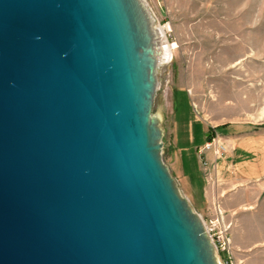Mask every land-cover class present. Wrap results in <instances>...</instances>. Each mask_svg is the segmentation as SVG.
Listing matches in <instances>:
<instances>
[{
  "label": "water",
  "instance_id": "1",
  "mask_svg": "<svg viewBox=\"0 0 264 264\" xmlns=\"http://www.w3.org/2000/svg\"><path fill=\"white\" fill-rule=\"evenodd\" d=\"M134 3L0 0V264H217L159 159Z\"/></svg>",
  "mask_w": 264,
  "mask_h": 264
},
{
  "label": "rangeland",
  "instance_id": "2",
  "mask_svg": "<svg viewBox=\"0 0 264 264\" xmlns=\"http://www.w3.org/2000/svg\"><path fill=\"white\" fill-rule=\"evenodd\" d=\"M143 2L153 17L146 29L152 54L164 40L149 111L160 162L200 216L182 192L181 165L188 158L180 151L182 139L187 133L197 148L207 137L219 141L225 150L218 158L192 150L215 199L214 217L200 216L204 229L217 264H264V0ZM240 145L260 161V180L238 188L249 195H240L232 212L220 211L224 198L217 190L232 188V170L223 168L217 182L216 165L220 170V161H229L231 148ZM235 246L244 249L235 252Z\"/></svg>",
  "mask_w": 264,
  "mask_h": 264
},
{
  "label": "crops",
  "instance_id": "3",
  "mask_svg": "<svg viewBox=\"0 0 264 264\" xmlns=\"http://www.w3.org/2000/svg\"><path fill=\"white\" fill-rule=\"evenodd\" d=\"M184 135L186 137L182 139V147L180 148V151L183 153L185 152L186 155H188V158L187 163L184 165L182 163L181 165L182 175L180 176V179L185 185V188L182 190V192L191 203L192 208L198 211L200 216L205 215L208 220H211L215 215V199L212 196L210 187L208 186V178H204L201 174L196 155H194L195 152L194 154L192 153V150L196 149L199 146V143H193L190 141L189 135L187 133H184ZM245 151L246 149L241 147V145L239 147H232L229 154V161H227V159L220 161V170H217L216 165V172L214 176L217 182H219L221 178L220 171L223 168L232 170V178L230 180L233 184L232 188L228 189L227 193H225L224 188L217 190L218 199L222 198V196L224 198V202L217 205L220 211L224 208L225 210L232 212L240 203V195H249V191H238V188L244 186L249 187V185L260 180V161H256L251 156H248L250 153ZM232 248H234V246ZM237 249L242 250L244 248L235 246L234 251L237 252ZM258 262H260V260H258Z\"/></svg>",
  "mask_w": 264,
  "mask_h": 264
},
{
  "label": "bare ground",
  "instance_id": "4",
  "mask_svg": "<svg viewBox=\"0 0 264 264\" xmlns=\"http://www.w3.org/2000/svg\"><path fill=\"white\" fill-rule=\"evenodd\" d=\"M135 2H136V4L134 3V6L136 7L135 14L137 13V15L139 17L145 18V20L148 22V25L146 27L151 26L152 25V21H153V20L151 21V18H153V17H150V14H149V12L147 10V7L145 6L143 0H135ZM158 45L159 46L156 49V51H153V54H151L152 55L151 57L154 60L153 70L150 72V76L152 77V79H153V77L155 78V71H156L155 68H156V63H157V60H158L157 55H159V57H161L165 53L164 40L162 41V39H160V42H159ZM155 47H156V45H155ZM201 228H202V230L204 228L203 222H201ZM204 240H205L206 245L208 246L209 251L211 252L212 258L216 261L215 251H214V247H213V244H212L211 240L208 239V238H206Z\"/></svg>",
  "mask_w": 264,
  "mask_h": 264
},
{
  "label": "built area",
  "instance_id": "5",
  "mask_svg": "<svg viewBox=\"0 0 264 264\" xmlns=\"http://www.w3.org/2000/svg\"><path fill=\"white\" fill-rule=\"evenodd\" d=\"M224 150L225 148L221 145V143L213 139L207 140L205 143H203L201 147L196 149L198 154L211 152L217 158L221 155V152H223ZM215 222H218V219L215 220Z\"/></svg>",
  "mask_w": 264,
  "mask_h": 264
},
{
  "label": "trees",
  "instance_id": "6",
  "mask_svg": "<svg viewBox=\"0 0 264 264\" xmlns=\"http://www.w3.org/2000/svg\"><path fill=\"white\" fill-rule=\"evenodd\" d=\"M210 138L207 137V140H209Z\"/></svg>",
  "mask_w": 264,
  "mask_h": 264
}]
</instances>
